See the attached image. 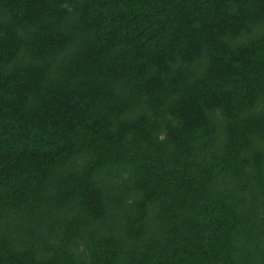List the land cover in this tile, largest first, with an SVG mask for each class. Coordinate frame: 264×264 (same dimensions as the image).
Instances as JSON below:
<instances>
[{
	"label": "trees",
	"instance_id": "16d2710c",
	"mask_svg": "<svg viewBox=\"0 0 264 264\" xmlns=\"http://www.w3.org/2000/svg\"><path fill=\"white\" fill-rule=\"evenodd\" d=\"M0 264H264V0H0Z\"/></svg>",
	"mask_w": 264,
	"mask_h": 264
}]
</instances>
